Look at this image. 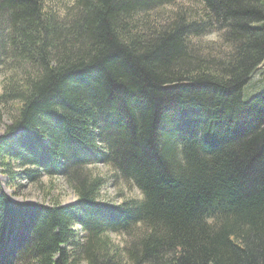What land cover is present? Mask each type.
<instances>
[{
    "label": "trees",
    "instance_id": "1",
    "mask_svg": "<svg viewBox=\"0 0 264 264\" xmlns=\"http://www.w3.org/2000/svg\"><path fill=\"white\" fill-rule=\"evenodd\" d=\"M194 1L0 0V170L76 195L17 203L0 187V264H264V90L242 99L264 0ZM98 162L140 198L101 200Z\"/></svg>",
    "mask_w": 264,
    "mask_h": 264
},
{
    "label": "rangeland",
    "instance_id": "2",
    "mask_svg": "<svg viewBox=\"0 0 264 264\" xmlns=\"http://www.w3.org/2000/svg\"><path fill=\"white\" fill-rule=\"evenodd\" d=\"M71 0H49L50 5L55 10H61L63 7L70 4ZM184 3H194L196 6L199 4L194 0H182ZM171 9L174 5L169 6ZM205 44L210 47H215L217 42V35L215 32H211L202 37ZM208 42V43H207ZM214 42V43H212ZM212 43V44H211ZM9 67L2 66L0 63V94L2 92V86L9 75ZM264 90V64L259 66L255 71L250 81L244 86L242 91L243 101L249 100L255 94H258ZM13 103L0 104V134H3L6 126L10 121V113L12 112ZM10 133L8 136H12ZM17 170V168H15ZM91 172L98 175L105 180L104 185L99 190V198L108 202L119 203L123 199L127 198H140L139 191L130 182L123 180L119 174L110 165L104 163H94L89 166ZM7 176L0 170V187L1 190L14 202L20 203H55L70 204L75 201V193L72 188L66 183L62 176H48L42 175L38 180L29 182L26 179H19V185H10L7 182ZM73 230H77L78 237L83 232L80 230L78 224H74L71 227ZM112 242L119 246L126 243L128 236L126 234L111 233L109 234ZM1 256V254H0ZM85 262V261H84ZM85 264V263H82Z\"/></svg>",
    "mask_w": 264,
    "mask_h": 264
}]
</instances>
